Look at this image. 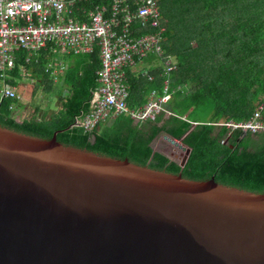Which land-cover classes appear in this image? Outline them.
I'll return each instance as SVG.
<instances>
[{"label": "water", "instance_id": "obj_1", "mask_svg": "<svg viewBox=\"0 0 264 264\" xmlns=\"http://www.w3.org/2000/svg\"><path fill=\"white\" fill-rule=\"evenodd\" d=\"M56 132L0 125V264H264V193Z\"/></svg>", "mask_w": 264, "mask_h": 264}, {"label": "trees", "instance_id": "obj_2", "mask_svg": "<svg viewBox=\"0 0 264 264\" xmlns=\"http://www.w3.org/2000/svg\"><path fill=\"white\" fill-rule=\"evenodd\" d=\"M111 2L87 0L81 6L93 8ZM159 4L164 55L176 61L170 79L171 97L166 102L171 113L162 111L154 119L142 120L120 113L100 122L91 132L76 124L75 119L88 112L92 90L98 84L101 60L96 47L92 53L66 56L70 65L62 83L68 91L58 112L16 121L10 115V100L3 98L0 125L45 137L57 131V139L64 143L178 171L190 178L213 175L217 181L264 193V130L242 132L214 123L248 118L264 95V0H159ZM135 28L137 35L159 29L150 22L143 26L141 21L135 22ZM45 60V52L40 51L30 65L33 77L48 91L54 82L41 66ZM152 72L155 78L150 80L127 69L131 106L147 101L152 88L161 90V69ZM191 106L202 107L210 118L189 117ZM160 131L189 147L182 166L153 150L151 142Z\"/></svg>", "mask_w": 264, "mask_h": 264}, {"label": "built area", "instance_id": "obj_3", "mask_svg": "<svg viewBox=\"0 0 264 264\" xmlns=\"http://www.w3.org/2000/svg\"><path fill=\"white\" fill-rule=\"evenodd\" d=\"M85 1L0 0V101L22 98L7 81L17 78L11 75L13 69L18 68L23 78L36 82L30 63L40 51L53 60L43 66L56 82L60 76L57 73H62L66 66L57 54L90 53L98 47L101 60L98 84L92 90L88 112L77 117L76 124L91 132L100 122L120 113L136 120L154 119L162 111L171 113L166 102L171 96L170 79L176 61L165 56L162 48L164 27L159 0H112L108 6L98 4L93 8L81 6ZM137 21L143 26L150 22L159 29L137 35L134 33ZM150 55L157 56L161 62V93L153 88L147 101L131 106L127 69L140 67ZM139 71L150 80L155 78L150 68ZM256 106L246 119L214 123L242 132L264 130V98Z\"/></svg>", "mask_w": 264, "mask_h": 264}, {"label": "rangeland", "instance_id": "obj_4", "mask_svg": "<svg viewBox=\"0 0 264 264\" xmlns=\"http://www.w3.org/2000/svg\"><path fill=\"white\" fill-rule=\"evenodd\" d=\"M45 63L46 61L43 62L41 65L42 66L45 65ZM149 63H150V58H147L144 60V62L141 65L148 67ZM153 64H160V60L158 59V61L152 63V66ZM15 81L16 82L22 81L27 84V87L25 88L22 85L18 86V90L21 96L24 97L23 99L25 100L27 98L25 101L23 100L27 109L23 111V109H21V106H20L19 110L20 112L23 111V114L16 116L17 114L16 111L11 114L12 118L16 121H20L22 119H28L32 117L33 115H34V118L40 117L39 110H37L36 112L33 111V105L35 104V102H36V105L38 106V109H42V107H45V109L49 110L48 112H46L47 117L51 114V112H58L59 110H56L58 109L57 107L59 103L58 101H60L58 90L62 88V91H61L62 96H65L67 94L68 87L64 85V83H62L61 79H59L57 83L54 82L55 89L53 88L48 91H46L45 88L42 87V83L39 80L33 86H31V84L29 83L30 80L28 78H22V80H20L19 78H16ZM57 87H59V89H56ZM25 92L27 95L25 94ZM28 101L30 102L28 103ZM53 110H56V111H53ZM187 112H189L188 116L192 118H198V119L210 118V113L202 110V107H194L193 109V106H191L189 107ZM163 134L165 135L166 133L164 131H160L156 135V137L153 139L152 141L153 148L160 149L161 151L165 152V154L171 160L178 162L181 159L184 151L183 149L178 147L175 142L181 143V140L179 138H171L172 140L175 141V142H172L169 138H167Z\"/></svg>", "mask_w": 264, "mask_h": 264}, {"label": "crops", "instance_id": "obj_5", "mask_svg": "<svg viewBox=\"0 0 264 264\" xmlns=\"http://www.w3.org/2000/svg\"><path fill=\"white\" fill-rule=\"evenodd\" d=\"M90 53H92V52H90ZM70 54H72V55H81V54H85V53H70ZM70 54H57V58L59 59V60H61L62 62H63V64H65L66 66H65V68H64V70L62 71V73H57V75L58 74H60V76H59V79H61L62 80V76L64 75V73H65V71H66V69H67V67L70 65L69 63H68V58H66V56H69ZM46 56V55H45ZM148 58H150V63H149V65H148V67H145V66H140V67H138V68H130L129 69V71H130V73L131 74H133L134 76H136V77H139V75H141V73H140V69L141 68H150V70L151 71H154V70H158V69H161V66H160V64H161V62H160V64H153V66H152V63H154V62H156V61H158V57L157 56H155V55H150V57H148ZM46 62H52L53 60L51 59V58H49V56H46V60H45ZM42 66V65H41ZM152 66V67H151ZM43 68H45V66H42ZM16 69V72H14L13 70L11 71L12 73H11V75L13 76H15V77H17V78H19L20 80H22V78H23V75L20 73L19 74V70H18V68H15ZM153 73V72H152ZM48 74H49V72H48ZM154 74V73H153ZM143 75V74H142ZM49 76H50V74H49ZM51 78H52V76H50ZM34 78V77H33ZM35 79V78H34ZM52 80H53V78H52ZM7 81L9 82V83H11V84H13L15 87H16V90L19 92V90H18V86H20V85H22L24 88L25 87H27V84L26 83H24V82H22V81H19V82H16L15 81V78H10V79H7ZM32 80H30L29 81V83L30 84H32L31 86H33V85H35L36 84V82L38 81V80H36V82H31ZM40 81V80H39ZM53 82H55V80H53ZM58 81H56L55 83H57ZM161 82V81H160ZM160 82L158 83V85H159V87L161 88V86H160ZM1 85H2V82L0 81V87H1ZM156 88V87H155ZM56 89H59V87H57ZM153 89V88H152ZM158 91H159V89L158 88H156ZM162 90V89H161ZM160 90V91H161ZM67 91H68V89H67ZM160 91H159V93H160ZM20 93V92H19ZM25 94H26V92H25ZM27 95V94H26ZM25 96V95H24ZM26 97V96H25ZM24 97H22V98H17V99H15V98H6V99H9L10 101H9V109H10V115L13 113V112H17V114H16V116H19V115H21V114H23V111L25 110V109H27V107H26V105H25V103L23 102V99ZM63 96H60L59 97V99H60V101H58L59 103H58V109H56V110H60L61 109V107H62V100H63ZM263 98H264V95H262V97L259 99V100H257V102H256V104H258L261 100H263ZM27 99V98H26ZM25 99V100H26ZM24 100V101H25ZM30 101H28V103H29ZM23 104V105H22ZM20 106H21V109H23V111H21L20 112ZM29 106V105H28ZM255 107H257L256 105H255ZM255 107H254V109H255ZM36 110H39L40 111V116H46L47 114H46V112H48L49 110H47V109H45V107H42V109H38V106L36 105V102H35V104L33 105V111L35 112ZM51 110V109H50ZM56 110H53V111H56ZM52 111V110H51ZM254 111V110H253ZM52 113H54V112H51V114ZM253 113V112H252ZM50 114V115H51ZM24 115H25V113H24ZM49 115V116H50ZM262 115L264 116V109L262 110ZM12 116V115H11ZM48 116V117H49ZM251 116V115H250ZM249 116V117H250ZM47 117V116H46ZM261 131H263V130H261ZM164 135V134H163ZM252 135H253V137H258V134H254V133H252ZM173 138H175V137H173ZM172 142H174V141H172ZM151 145H152V142H151ZM153 147V146H152ZM153 149H155V148H153ZM155 150H158V151H161L160 149H155ZM161 152H163V151H161ZM163 153H165V152H163Z\"/></svg>", "mask_w": 264, "mask_h": 264}]
</instances>
